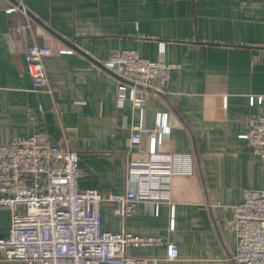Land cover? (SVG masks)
Instances as JSON below:
<instances>
[{
    "label": "crops",
    "instance_id": "0c3cea01",
    "mask_svg": "<svg viewBox=\"0 0 264 264\" xmlns=\"http://www.w3.org/2000/svg\"><path fill=\"white\" fill-rule=\"evenodd\" d=\"M32 44L54 49L45 58L52 93L33 87ZM118 49L168 62L171 80L136 86V105L133 82L103 65ZM263 112L264 0H0V144L43 132L79 152L81 188L138 190L142 177L130 168L150 159V141L133 142V128H155L167 113L166 142L188 156L187 171H161L167 197L140 201L126 217L115 202L101 204L104 230L178 246V259L159 264H238L234 206L246 189L264 190V157L243 136ZM10 223L0 204V237ZM127 253L163 257L166 244Z\"/></svg>",
    "mask_w": 264,
    "mask_h": 264
},
{
    "label": "built area",
    "instance_id": "2783aa9c",
    "mask_svg": "<svg viewBox=\"0 0 264 264\" xmlns=\"http://www.w3.org/2000/svg\"><path fill=\"white\" fill-rule=\"evenodd\" d=\"M53 53L51 46L43 44L25 49L27 69L36 90L53 91L45 64V58ZM103 65L133 82L130 96L139 106L143 100L134 95L136 86L150 81L165 85L171 80V64L152 61L134 49L113 51ZM118 93L127 95L128 85L121 83ZM170 130L167 113L159 114L155 128L134 126L132 141L148 136L150 159L131 164L130 172L142 177V186L122 192L81 188L79 152L53 144L43 132L14 136L0 144V204L11 210L9 232L0 237V259L22 264H159L161 260L178 259L179 248L173 242L128 231L104 230L101 214V204L106 200L115 202V212L126 217L140 201L167 197L169 185H156L159 173L165 169L170 172L173 164L180 171L189 168L185 164L188 156L175 151L170 142L167 144L165 136ZM243 137L264 157V112ZM234 212L237 247L233 259L238 264H264V190L246 189ZM163 243V257L127 253L130 245Z\"/></svg>",
    "mask_w": 264,
    "mask_h": 264
}]
</instances>
